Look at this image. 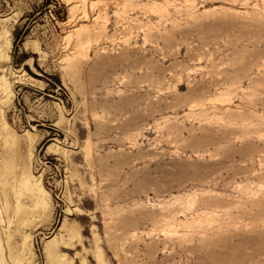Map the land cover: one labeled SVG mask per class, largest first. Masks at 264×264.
I'll use <instances>...</instances> for the list:
<instances>
[{"label":"rangeland","instance_id":"374dc122","mask_svg":"<svg viewBox=\"0 0 264 264\" xmlns=\"http://www.w3.org/2000/svg\"><path fill=\"white\" fill-rule=\"evenodd\" d=\"M1 264H264V0H0Z\"/></svg>","mask_w":264,"mask_h":264},{"label":"bare ground","instance_id":"6f19581e","mask_svg":"<svg viewBox=\"0 0 264 264\" xmlns=\"http://www.w3.org/2000/svg\"><path fill=\"white\" fill-rule=\"evenodd\" d=\"M1 264V263H0Z\"/></svg>","mask_w":264,"mask_h":264}]
</instances>
